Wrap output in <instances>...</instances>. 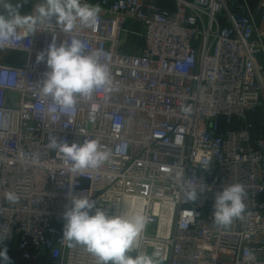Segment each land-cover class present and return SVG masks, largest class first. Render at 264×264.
<instances>
[{"label":"built area","instance_id":"2783aa9c","mask_svg":"<svg viewBox=\"0 0 264 264\" xmlns=\"http://www.w3.org/2000/svg\"><path fill=\"white\" fill-rule=\"evenodd\" d=\"M42 2L30 0L31 15ZM81 3L102 8L91 27L78 22L66 34L52 18V31L39 22L32 34L18 28L0 49L22 56L0 57V236L8 252L28 264H97L63 238V213L78 195L96 202L91 214L141 211V250L158 251L160 264H264V0ZM53 37L58 46L78 37L85 53L99 50L111 85L67 109L41 95L37 84L50 69L36 57ZM50 136L97 139L111 156L71 173ZM233 183L246 189V212L218 228L215 195ZM247 250L255 260L245 261Z\"/></svg>","mask_w":264,"mask_h":264},{"label":"clouds","instance_id":"9594fccd","mask_svg":"<svg viewBox=\"0 0 264 264\" xmlns=\"http://www.w3.org/2000/svg\"><path fill=\"white\" fill-rule=\"evenodd\" d=\"M20 4L13 5L10 0H0V49L11 46L18 39L17 29L25 27L27 33L37 31V23L51 24L55 18L56 25L66 34L73 32L77 23L82 27L95 24L102 8L99 4L81 3V0H43L35 6V15H21ZM52 25V24H51ZM43 30L52 31L47 27ZM102 53L99 50L85 53L84 45L78 37L68 42L56 43L55 37L45 51L37 54V62H46L49 71L38 83L39 92L52 102L64 107L73 108L77 98L89 97L97 89H107L111 85V76L106 66L100 62ZM184 111H189L185 108ZM48 147L55 150L65 162H71L69 171L81 173L96 170L107 162L111 156L103 151L97 139H86L82 144L58 140L49 137ZM38 156L33 163H38ZM199 185V191L204 190ZM198 189L187 192L191 200H196ZM9 203H16L19 195L12 191L4 194ZM246 189L241 183L228 184L216 193L212 219L215 226L228 229L237 219H242L246 212ZM71 207L63 213L65 224L63 238L69 247L83 246L91 253L97 264H160V253L152 255L142 251V233L145 231L147 219L141 211L129 216H109L104 210L95 208L96 202L87 196L70 195ZM6 237L0 236V264H13L8 255V247L3 244ZM136 252L133 256L130 253ZM245 261L255 260L254 252L247 250Z\"/></svg>","mask_w":264,"mask_h":264},{"label":"crops","instance_id":"0c3cea01","mask_svg":"<svg viewBox=\"0 0 264 264\" xmlns=\"http://www.w3.org/2000/svg\"><path fill=\"white\" fill-rule=\"evenodd\" d=\"M10 2L15 4H20V13L21 15H31V6H30V0H10ZM0 12H3V9L0 8ZM0 57L7 58L6 61H10L11 58L20 57L18 54L8 53V52H0ZM10 58V60H8ZM10 62H13L12 60ZM8 255L12 258L13 264H28L27 262L23 261L20 256L14 252H8ZM41 264H49L45 260L41 261Z\"/></svg>","mask_w":264,"mask_h":264},{"label":"rangeland","instance_id":"374dc122","mask_svg":"<svg viewBox=\"0 0 264 264\" xmlns=\"http://www.w3.org/2000/svg\"><path fill=\"white\" fill-rule=\"evenodd\" d=\"M1 58H3V57H1ZM3 59H7V58H3ZM22 59V56H20V57H15V58H11V60L12 61H20ZM8 60H10V58H8ZM10 60V61H11Z\"/></svg>","mask_w":264,"mask_h":264}]
</instances>
